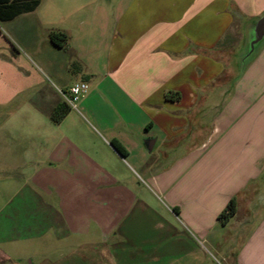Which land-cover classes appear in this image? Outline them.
<instances>
[{"label":"crops","instance_id":"0c3cea01","mask_svg":"<svg viewBox=\"0 0 264 264\" xmlns=\"http://www.w3.org/2000/svg\"><path fill=\"white\" fill-rule=\"evenodd\" d=\"M263 12L264 0H39L4 20L20 19L9 30L25 48L2 53L0 264H204L205 243L264 264L252 91L264 43L235 78L245 24ZM78 81L87 93L54 121Z\"/></svg>","mask_w":264,"mask_h":264},{"label":"rangeland","instance_id":"374dc122","mask_svg":"<svg viewBox=\"0 0 264 264\" xmlns=\"http://www.w3.org/2000/svg\"><path fill=\"white\" fill-rule=\"evenodd\" d=\"M28 19H30V20H32V22H34L35 21V15L29 16ZM19 21H20V19H18V21H9V22H5V21H1L0 20V32H1V34H0V42H4L3 46L6 47V48L5 47L0 48V54L3 53L4 55H7L9 57H14V56L17 55L16 54L17 51H21L22 52V48H25V47H23L21 40L17 39V37H15V36H12L13 33L11 34V32L9 30V28H12L15 25H17V23H19ZM34 25L35 24L33 23L32 27H30L29 28V31L27 30L26 31V34H25L27 37L30 36V38L32 40H36L37 38H40L41 37V35H40V29H38V28L35 29ZM8 33H9V37L8 36L7 37H8V41H10V45H8L5 42V37H4L5 35H8ZM11 43H13V45H11ZM26 45H27V43H26ZM37 46L39 48H42L43 47L42 43H38ZM239 50H240V48H237L236 49V53H238ZM3 54H2V57L0 55V60H2V61H0V83L4 86V84H5V78L2 75L5 74L7 71L5 69V57H4ZM17 58H20V57L17 56ZM246 65H245V67H246ZM235 69H236V71H235L236 72L235 78H238L242 74V71L243 70L239 67V65H236ZM1 88H3V87H1ZM252 91L253 92H261V94L264 93V77L261 78V79H259V80H255L253 82V84H252ZM23 97H24V95H23ZM21 100H22V96L20 95L18 97V102H20ZM78 102H77L76 106H78ZM18 116H20V115H18ZM15 121L17 122V121H19V119L15 120ZM21 125H22V120H21ZM15 127L17 128V129H15V132L17 133V135H19L20 125L18 124ZM260 185L262 186V189L264 190V181H262V183H260ZM259 196H260L261 201L264 200V193L260 194ZM256 201H259V197L256 198ZM222 242H223V240L222 241H219V243H222ZM205 245H206L207 248L205 250L204 264H229L227 258L228 257L229 258L230 257L232 258L231 254H230L231 251H228L229 249H227V251H225L222 254H220V253L217 252L216 249H213L207 243H205Z\"/></svg>","mask_w":264,"mask_h":264},{"label":"trees","instance_id":"16d2710c","mask_svg":"<svg viewBox=\"0 0 264 264\" xmlns=\"http://www.w3.org/2000/svg\"><path fill=\"white\" fill-rule=\"evenodd\" d=\"M38 2L39 0H0V20H9L22 12L32 10L36 7ZM55 38V34L52 33L50 35V39L53 43H55ZM165 95L166 98L170 100L179 99V95L177 93H174V91H167ZM67 110L68 105L66 104V102L60 104L59 107L52 113V119L54 121H59L64 116ZM111 143L118 152H120L121 154L124 153V149L118 142L112 140ZM235 211L236 199L234 196H232L228 200L224 210L219 214L221 222H226L235 213Z\"/></svg>","mask_w":264,"mask_h":264},{"label":"water","instance_id":"95a60500","mask_svg":"<svg viewBox=\"0 0 264 264\" xmlns=\"http://www.w3.org/2000/svg\"><path fill=\"white\" fill-rule=\"evenodd\" d=\"M264 43V12L251 18L244 27V40L237 53V65L243 70Z\"/></svg>","mask_w":264,"mask_h":264},{"label":"built area","instance_id":"2783aa9c","mask_svg":"<svg viewBox=\"0 0 264 264\" xmlns=\"http://www.w3.org/2000/svg\"><path fill=\"white\" fill-rule=\"evenodd\" d=\"M88 90V84L85 81H78L73 83L68 92L63 93L65 102L71 106L76 107L77 102L86 94Z\"/></svg>","mask_w":264,"mask_h":264}]
</instances>
